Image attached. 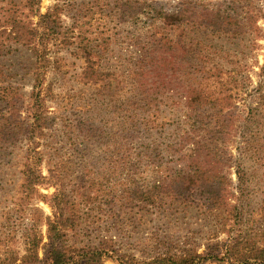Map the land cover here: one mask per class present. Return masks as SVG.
Returning a JSON list of instances; mask_svg holds the SVG:
<instances>
[{"label":"trees","instance_id":"16d2710c","mask_svg":"<svg viewBox=\"0 0 264 264\" xmlns=\"http://www.w3.org/2000/svg\"><path fill=\"white\" fill-rule=\"evenodd\" d=\"M42 1L8 2L7 14L0 22V53L16 44L30 48L36 57L33 89L28 102H25L18 87L5 83L4 72L0 68V148L16 146L22 139L26 141L16 207L19 212L30 211V222L21 233L24 253L15 246L18 241L14 232L0 236V264H105L109 259L118 264H207L214 261L264 264V244L251 234H233L242 221L243 212L239 202L231 204L230 199L236 197L230 190L232 179L219 169L227 153L214 141L210 129L201 136L202 126L197 124L203 112L209 113L208 121L211 119L213 113L210 109L215 108L217 114L226 116L225 110L229 108L231 111L236 106L235 99L241 93L234 90L239 86L237 68L226 72L229 74V94L217 92V84L224 85L223 71H213L215 65H210L209 61L212 58L200 51L198 45L211 48L213 44L209 40L212 36L231 40L248 34L261 36L258 22L260 18L264 20V10L256 11L251 0H229V6L224 9H201L197 0H178L169 8L156 0H137L135 14L147 11L143 27L148 28L144 33L132 35L125 53L128 73L124 82L132 86L135 94L132 99L135 112L129 116L128 128L120 133L122 150L119 168L125 174L123 203L160 210L166 205V198L184 197L199 201L208 209L222 211L223 227H227L232 220L231 228H225L229 239L208 243L202 252L184 248L178 252H159L143 260L125 252L111 235L83 245L70 244L72 232H77L84 214L78 199L88 200L90 188L96 182L90 184L89 190L85 187L70 189L67 162L46 159L45 151L40 149L41 140L47 136L46 130L53 125L47 105L52 93L47 83L52 47L55 44L69 46L78 43L79 55L86 62L82 73L84 80L107 88L104 82L109 73L101 71L98 64L112 41L110 36L102 35L105 50H98L96 47L101 45L91 46L88 29H82L85 27L81 25L78 34H75L74 28L78 25L66 27L62 18V0H57L59 2L46 12H41ZM126 4L131 7L132 3L129 1ZM26 9L28 14H25ZM87 12L91 11L88 9ZM30 16L38 19L34 21ZM201 25L209 30L205 31L209 40L204 39L203 42L196 41L198 36L194 29ZM176 30H180L181 34L173 36L172 32ZM261 99L264 100V96ZM164 107L185 109L184 123L175 127L173 122L160 121ZM208 121L203 125L210 124ZM167 125L183 131L175 136ZM221 127L220 133L226 136L227 124L223 122ZM146 131L152 132L151 135L154 131L161 134L168 132L169 137L162 143L147 140L136 147L131 146L128 141L133 142L135 137ZM166 158L174 159L171 161L174 166H164L170 162ZM43 165H46V173ZM147 168H151L153 173L148 182H141L142 173ZM236 174V187L240 189L246 183V172L238 166ZM41 187H54L55 190L49 195L43 194ZM35 200L49 204L52 213L48 215L35 206ZM42 226H46L45 236Z\"/></svg>","mask_w":264,"mask_h":264},{"label":"rangeland","instance_id":"374dc122","mask_svg":"<svg viewBox=\"0 0 264 264\" xmlns=\"http://www.w3.org/2000/svg\"><path fill=\"white\" fill-rule=\"evenodd\" d=\"M24 1L0 0V22L5 19L8 2L23 4ZM129 1L132 3L131 7L130 4H126ZM197 1L201 3V9L203 7L224 9L229 6V0ZM57 2L59 1L43 0L41 12H46ZM137 2V0L60 1V4L64 5L62 18L66 27L78 25L74 28L75 34H78L81 25L85 27L82 29H88L87 34L92 40L91 46L100 44L101 46L96 48L100 51L105 50L101 37L110 36L111 46L98 64L101 71L109 75L104 82L107 88L88 83L82 74L86 62L79 55L78 43L69 46L55 44L52 47V63L47 74V83L50 84L52 93L49 95L47 105L53 125L46 130L47 136L41 140L40 149L45 151L46 159H63L67 162L70 189L85 187L89 190L90 184L96 182V185L90 188L91 199H78L79 208L84 214L77 232H72L70 244L83 245L97 241L104 235H111L125 252L135 254L137 258L143 260L159 252H178L184 248H195L202 252L208 243L224 242L229 239V233L225 228H231L232 220L227 227H223L222 211L208 209L201 202L184 197L166 198V205L160 210L142 209L123 203L122 182H125V174H122V169L119 168L122 150L120 133L128 128L131 120L129 116L135 112L132 106L135 94L132 86L124 82L128 73L125 53L132 35L144 33L148 28L143 27L147 11L140 15L135 14ZM156 2L169 8L178 0ZM251 2L256 11L264 10V0ZM123 4L126 5L122 6ZM88 9L91 11L89 14ZM28 13L26 9L25 14ZM29 18L34 21L38 19L36 16ZM258 24L262 29L261 36L248 34L236 40L223 36H212L209 40L205 32L209 30L204 29L205 26L201 25L194 29L195 35L198 36L196 41L206 39L213 44L209 49L207 45H198L200 51L212 58L209 61L210 65H215L213 71H223L224 85L217 84V92L229 94V74L226 73L229 69L237 68L235 72L240 73L239 86L234 87V90L241 92L235 99L236 106L231 111L227 108L226 116L217 114L218 110L215 108H209L213 113L209 120L210 124L203 125L208 121L207 112L202 113L197 124L202 126L201 136L207 134V129H210L214 141L227 153L219 169L232 179L230 190L236 197L230 199L231 204L239 202L243 212L242 221L233 234H251L264 244V100L261 99L264 96V20L260 18ZM172 33L173 36H178L181 31L176 30ZM35 61L33 51L21 45L14 44L10 49L7 48L0 53V68L4 72L5 83L18 87L24 95L25 102L29 101L33 89ZM184 110L164 107L161 110L160 121L173 122L176 127L184 123ZM23 116H26L25 112ZM223 122L227 124L226 136L220 133ZM167 129L173 131L175 136L183 131L173 126H168ZM151 134L152 132L148 131L142 132L133 142H130L131 140L128 142L136 147L138 143L147 140L166 142V138L169 137L168 132L161 134L154 131V134ZM23 140L16 146L0 148V236L14 232L18 241L15 246L17 245L21 253H24L25 249L21 233L30 222V211L19 212L16 207L22 180L21 171L25 161L26 141ZM165 160L170 162L164 166H174L171 162L174 159ZM43 166L46 173V165ZM238 166L246 172V183L240 189L236 187ZM152 173L151 168L144 170L141 182H148ZM54 190V187L40 188L43 194L48 195ZM34 202L35 206L42 208L46 214L52 213L49 204L41 200ZM23 213L25 214L22 215ZM41 230L45 236L46 226H42ZM105 264L118 263L109 259ZM207 264L230 263L214 261Z\"/></svg>","mask_w":264,"mask_h":264}]
</instances>
